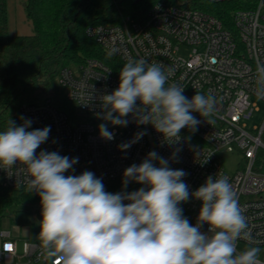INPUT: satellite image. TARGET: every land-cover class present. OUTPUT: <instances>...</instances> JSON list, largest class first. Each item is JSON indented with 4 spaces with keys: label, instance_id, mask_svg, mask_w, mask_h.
Listing matches in <instances>:
<instances>
[{
    "label": "built area",
    "instance_id": "built-area-1",
    "mask_svg": "<svg viewBox=\"0 0 264 264\" xmlns=\"http://www.w3.org/2000/svg\"><path fill=\"white\" fill-rule=\"evenodd\" d=\"M239 5L228 26L214 14L188 6L183 0H155L144 21L125 16L119 24L87 28L88 35L108 53L115 50L113 56L123 64L129 58L160 62L171 71L167 83L185 87L183 94L188 99L196 92L211 96L215 108L206 120L199 113H192L201 121L198 131L192 133L184 128L180 141L169 144L151 124H137L131 114L126 117L129 123L125 127L98 118L100 97L118 88L120 72L100 59L87 58L64 66L57 76L65 100L73 107L60 108L50 98L20 107V119L32 121L27 130L50 127L47 141L36 154L55 151L69 159L78 158L65 176L91 171L108 187L123 180L124 170L139 165L149 152L169 159L179 148L177 159L169 160V167L187 173L184 182L189 185L190 194L209 175L215 179L220 174L227 176L237 193L253 237L251 244L238 240L237 253L251 246L264 252V113L258 125L250 128L247 124L260 111L256 100L264 103V98L256 95V68L264 64V0H242ZM101 123L107 124L114 139L100 137ZM139 132L145 135L138 142L124 151L118 148ZM225 153L242 156L236 171L226 170ZM27 179L26 166L19 162L11 169L0 168L3 186L28 190ZM143 186L129 182L126 189L132 192ZM179 206L189 223L195 225L201 201L190 196ZM208 229L204 224L201 231L207 233ZM1 235L4 240L0 258L6 264H19V258H24L26 264H51L41 243L24 241L19 254L17 243L9 238L10 232L3 231ZM257 258L264 264L259 254Z\"/></svg>",
    "mask_w": 264,
    "mask_h": 264
},
{
    "label": "clouds",
    "instance_id": "clouds-1",
    "mask_svg": "<svg viewBox=\"0 0 264 264\" xmlns=\"http://www.w3.org/2000/svg\"><path fill=\"white\" fill-rule=\"evenodd\" d=\"M256 73V95L264 98V64L257 65ZM170 75L160 62L129 58L120 71L118 88L100 97L97 117L125 127L131 114L137 124H151L165 142L178 143L182 129L198 131L201 121L192 113L206 120L214 111L215 100L198 92L188 99L183 94L185 87L167 83ZM21 119L20 126L9 120L0 131V168L11 169L18 162L26 166L28 191L40 197L39 238L51 264H260L257 247L237 253V241L251 244L253 237L227 176L214 179L209 175L190 194L184 182L187 173L169 167V160H176L180 149L169 159L151 151L139 165L133 164L123 173V188L129 182L144 186L109 193L91 171L64 175L78 158L69 159L55 151L37 155L50 127L29 131L32 121ZM98 128L101 138L114 139L107 124ZM143 135L137 133L118 148L127 150ZM190 196L201 201L195 225L179 206ZM204 224L209 226L207 233L201 231Z\"/></svg>",
    "mask_w": 264,
    "mask_h": 264
},
{
    "label": "trees",
    "instance_id": "trees-1",
    "mask_svg": "<svg viewBox=\"0 0 264 264\" xmlns=\"http://www.w3.org/2000/svg\"><path fill=\"white\" fill-rule=\"evenodd\" d=\"M155 0H26L24 9L34 32L12 34L9 30L8 0H0V131L14 121L22 124L20 107L50 98L63 109L73 107L65 100L57 82L60 70L97 58L120 72L123 63L87 33L97 25L119 24L125 16L144 21ZM184 4L207 11L231 25L232 12L242 0L211 3L183 0ZM109 193L128 192L122 180L105 187ZM41 205L40 197L25 189L0 184V219L13 207ZM39 212L42 211L41 207Z\"/></svg>",
    "mask_w": 264,
    "mask_h": 264
},
{
    "label": "rangeland",
    "instance_id": "rangeland-1",
    "mask_svg": "<svg viewBox=\"0 0 264 264\" xmlns=\"http://www.w3.org/2000/svg\"><path fill=\"white\" fill-rule=\"evenodd\" d=\"M26 0H8V20L9 30L12 34L29 35L33 34L34 28L32 22L28 19L24 3ZM74 65V64H73ZM260 111H256L253 117L247 120L248 127L252 128L258 125L264 113V103L256 100ZM225 168L228 172H234L242 161V156L238 153H225ZM41 205L27 204L20 207H13L8 215L0 219V248L4 237L1 232H10L9 238L17 242V250L19 254L23 252L24 241L41 243L40 220L41 212L37 211ZM242 250V246L240 247ZM264 259V252L258 253ZM19 264H26L24 258H19ZM0 264H3L1 261Z\"/></svg>",
    "mask_w": 264,
    "mask_h": 264
},
{
    "label": "crops",
    "instance_id": "crops-1",
    "mask_svg": "<svg viewBox=\"0 0 264 264\" xmlns=\"http://www.w3.org/2000/svg\"><path fill=\"white\" fill-rule=\"evenodd\" d=\"M13 241H15V240H13ZM15 242H16V241H15ZM16 243H17V242H16ZM1 247H2V246H1ZM0 249H1V248H0ZM1 261L3 262V264H6L5 261H4L2 258H0V262H1Z\"/></svg>",
    "mask_w": 264,
    "mask_h": 264
}]
</instances>
